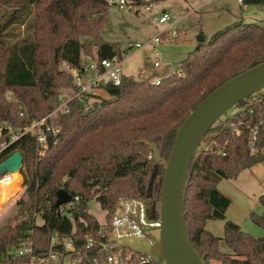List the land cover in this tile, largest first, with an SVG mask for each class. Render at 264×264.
<instances>
[{"label":"trees","instance_id":"obj_1","mask_svg":"<svg viewBox=\"0 0 264 264\" xmlns=\"http://www.w3.org/2000/svg\"><path fill=\"white\" fill-rule=\"evenodd\" d=\"M242 4L264 6V0H242ZM13 6L10 20L24 23L28 16L32 20L20 41L0 40V126L8 122L21 129L49 114L63 89L76 92L60 65L81 69L87 66L82 57L99 65L101 60L122 59L124 52L119 44L100 37L107 23L105 0H17ZM262 62L264 27L233 24L200 43L180 62L178 71L160 76L157 85L124 77L120 86L103 88L108 100L96 98L100 102L86 111L78 99L70 101L68 113L59 120L60 133L49 138L41 156L35 153L34 137L26 135L9 144L8 130L3 129L0 147L7 146L0 152V164L15 152L22 155L24 197L0 226V259L27 238L33 242L34 255L43 256L55 233L61 240L70 239L81 255L95 256L104 239L96 236L101 226L87 211L93 200L105 212L107 225L120 197L143 199L148 219H159L164 167L155 162L145 142L155 143L167 160L191 111L219 86ZM7 92L14 95V103L5 100ZM236 106L239 113L233 119L222 118L209 130L215 138L202 142L205 150L193 159L185 191L186 233L205 264H264V235L253 238L227 221L230 202L217 189L221 180L235 179L264 161V90ZM2 188L12 191L6 183ZM61 189L78 201L56 207ZM16 191L8 197L0 191V203ZM259 203L262 214L251 213L250 220L264 232V196ZM38 218L41 224L36 223ZM209 220L224 222L222 241L229 253L220 252L221 239L205 229ZM87 235L97 241L91 251L85 250ZM61 248L54 249L62 252ZM23 261L5 257L4 264ZM83 263L90 261L84 258Z\"/></svg>","mask_w":264,"mask_h":264},{"label":"rangeland","instance_id":"obj_2","mask_svg":"<svg viewBox=\"0 0 264 264\" xmlns=\"http://www.w3.org/2000/svg\"><path fill=\"white\" fill-rule=\"evenodd\" d=\"M16 1L0 0V40L7 43L20 41L26 37L27 26L32 20V16L25 17L24 23H19L16 19L10 20L9 16ZM127 1L130 2L131 7H125L123 10L108 7L107 23L100 31V37L104 41L119 44L124 52L121 64L122 75L125 78L132 77L136 81L152 82L162 75L178 71L180 62L200 44V37H203L204 42L207 43L213 34L233 24L253 23L264 27V6H244L237 0H143L147 4L142 6L131 4V0ZM147 7L149 11L146 10ZM163 13L169 15L171 19L169 24L159 23ZM170 25L172 28L169 27ZM173 30L178 34L176 39L171 38ZM164 32L165 35H162L159 44L151 43ZM134 44L143 47L127 49L129 45ZM82 61L88 66L91 64L90 57H82ZM154 63H158L159 67L155 68ZM59 70L65 75L71 74V69L65 64L60 65ZM92 78L90 75L86 76L83 82L88 83ZM96 90L92 92V97L84 99L82 104L85 106V111L95 103H99V99H109L103 89ZM71 94L68 89L62 91V95ZM5 100L14 103V95L7 92ZM237 110L238 107L235 106L229 113H235ZM11 129L13 132L18 130ZM18 175L20 184L18 183L17 187H14L11 181L8 183L11 192L4 190L3 186L0 188L6 197L17 190L4 204L0 203V226L15 214L16 202L24 197L21 171ZM217 189L230 202L225 212V219L236 224L253 238L263 237V230L250 220V214L261 215L263 212L259 198L264 196V161L244 170L235 179L221 180ZM87 211L101 227L106 225L105 212L96 201L93 200L88 204ZM36 223L42 222L38 218ZM223 225V221L209 220L205 229L221 239L219 251L229 253L222 241Z\"/></svg>","mask_w":264,"mask_h":264},{"label":"water","instance_id":"obj_3","mask_svg":"<svg viewBox=\"0 0 264 264\" xmlns=\"http://www.w3.org/2000/svg\"><path fill=\"white\" fill-rule=\"evenodd\" d=\"M203 41L204 38L200 37L199 42ZM68 82H72L71 77ZM263 90L264 62L219 86L191 111L175 137L167 160L161 157L155 143L145 142L155 162L164 167L160 186L159 226L144 229L148 240L124 239L108 248L127 247L148 256L154 264H205V257H200L192 247L184 223L185 191L192 174L193 159L204 152L203 141L215 138L208 132L220 119H233L239 111L230 114L232 108L239 102H249V97L253 95H263ZM22 161L19 152L10 155L0 164V176L18 173ZM71 200L66 191L58 190L55 206L69 204Z\"/></svg>","mask_w":264,"mask_h":264},{"label":"built area","instance_id":"obj_4","mask_svg":"<svg viewBox=\"0 0 264 264\" xmlns=\"http://www.w3.org/2000/svg\"><path fill=\"white\" fill-rule=\"evenodd\" d=\"M108 7L118 8L123 10L131 7L130 2L127 0H105ZM239 4H242V0H237ZM149 11V7L146 8ZM171 19L168 14L163 13L159 19L161 24H169ZM172 28V25L169 26ZM160 34L158 38L151 43L157 45L162 39ZM178 34L176 31H172L171 38L176 39ZM143 46L140 44L129 45L127 49L136 48L141 49ZM154 50V49H153ZM122 59L113 58L111 60H101L99 65L91 62V64L81 69H71L69 77L72 78V85L76 89L75 93L70 96L60 95L58 98V104L55 108L40 120L32 121L30 125L18 129L15 132L12 131L8 122H3L0 126V138L2 137L3 129L8 130L9 144L15 142L19 138L30 135L35 138V153L37 156L43 155L46 150L49 138H56L60 133L59 120L68 113V104L73 99H78L83 103L85 95H91L96 89H103L107 86H120L123 75L121 71ZM155 68L159 67L158 63H154ZM92 76L90 82H83V78L86 76ZM160 78H156L152 81L157 85ZM255 133L252 135V139L255 140ZM7 144L3 143L0 147V152L6 148ZM23 169V164L18 173ZM12 174L5 173L0 176V186L3 180H9ZM78 198H72L69 204L70 207L77 202ZM159 226V219H148V205L143 199H129L120 197L117 199L113 214L110 219V223L103 227H100L96 236L103 238L104 240L99 244L101 250L93 256L87 254L81 255L76 251L73 242L70 239L61 240L57 234H53L48 252L43 256L34 255L33 242L30 239L21 241L17 246H12L6 252V255L0 259V264H4L5 257L9 260L16 258H23L22 264H84L83 260L89 259L90 264H151V260L148 256L138 254L127 247H119L116 249H110L109 246L115 244L119 240L131 239V238H143L147 239V235L144 231L146 228H154ZM85 250L91 251L96 245V239L94 236L87 235L84 237ZM61 246L62 252L55 250L54 248Z\"/></svg>","mask_w":264,"mask_h":264},{"label":"bare ground","instance_id":"obj_5","mask_svg":"<svg viewBox=\"0 0 264 264\" xmlns=\"http://www.w3.org/2000/svg\"><path fill=\"white\" fill-rule=\"evenodd\" d=\"M10 181L12 182V184H13L14 187H17V184L20 182V178H19L17 172H14V173L11 175V177H10L9 180H6V179L3 180L2 183H1L0 188L3 186V183H7V184H8ZM19 184H20V183H19Z\"/></svg>","mask_w":264,"mask_h":264},{"label":"crops","instance_id":"obj_6","mask_svg":"<svg viewBox=\"0 0 264 264\" xmlns=\"http://www.w3.org/2000/svg\"><path fill=\"white\" fill-rule=\"evenodd\" d=\"M97 91V90H96ZM19 176V175H18ZM207 223V222H206ZM206 226V225H205Z\"/></svg>","mask_w":264,"mask_h":264}]
</instances>
